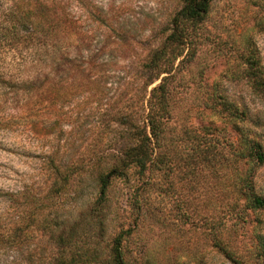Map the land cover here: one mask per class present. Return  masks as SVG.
Returning a JSON list of instances; mask_svg holds the SVG:
<instances>
[{
    "label": "rangeland",
    "instance_id": "obj_1",
    "mask_svg": "<svg viewBox=\"0 0 264 264\" xmlns=\"http://www.w3.org/2000/svg\"><path fill=\"white\" fill-rule=\"evenodd\" d=\"M54 1L76 24V34L61 31L59 36V48L78 59L74 70H65L59 59L54 70L42 59L41 48L32 55L37 61L17 68L12 51L28 59L34 48L27 42L7 47L0 39V72L13 79L19 72L23 78L34 72L45 76L41 114L48 123L31 128L15 86L0 83V264H52L41 225L53 223L54 234L79 236L68 249L81 258L88 253L108 257L110 240L122 228L130 232L122 247L127 264H231L213 246L215 240L253 264L250 245L258 232L256 219L264 232V208L246 209L238 187L251 175L256 192L264 195V162L242 164L232 147L241 128L264 150V98L245 76V57L253 60L250 70L264 74V0H211L203 20L191 28L196 53L175 72L157 158L140 174L131 170L126 180H112L103 227L85 216L96 191L88 165L93 153L107 156L118 145L110 117L114 109L129 108L138 120L144 114L136 93L139 65L179 3ZM7 4L10 0H0V25L11 22ZM4 31L0 26V35ZM57 75L60 98L54 99L49 96ZM229 103L244 114L240 122L223 108ZM46 155L61 165L83 159L87 171L74 169L60 188L50 190L53 174ZM224 222L233 231L224 233Z\"/></svg>",
    "mask_w": 264,
    "mask_h": 264
},
{
    "label": "trees",
    "instance_id": "obj_2",
    "mask_svg": "<svg viewBox=\"0 0 264 264\" xmlns=\"http://www.w3.org/2000/svg\"><path fill=\"white\" fill-rule=\"evenodd\" d=\"M175 2L179 3V6L172 10L165 22L155 32L159 37L158 42L147 48L139 65L138 73L141 80L136 93H139L144 114L138 120L135 113L129 108L126 110L114 109L110 117L112 133H114L118 145L112 148V152L107 156L98 151L92 154L93 159L88 166L93 169L96 191L95 197L85 213L88 223L96 222L100 227L106 225L103 209L108 204L107 191L113 179L126 180L131 170L140 174L157 158L156 147L170 115L168 102L173 89L171 86L177 74L175 72L178 67L189 63L195 56L196 48H192L191 28L203 20L211 0H175ZM61 5L54 0L47 2L10 0V4H7L5 12L11 22L8 25H0L5 30L0 35L1 41L8 44L7 47L27 42L30 43V47L34 48L31 56H27L28 59L18 56L12 51V63L16 64L17 68L24 66V62L32 63L39 59L38 55L37 57L32 56L36 53L35 48L43 49L42 59L54 64V70L59 64L58 59L68 66V69L65 70L76 68L78 59L75 55L65 52L66 48H59L61 31L67 33L70 31L71 34H76L74 31L76 24L72 21V15L68 16L69 10L64 12ZM103 14L107 15L105 12ZM245 63V76L250 78L252 91L264 98V74L257 75L250 70L251 64H253L252 59L245 57ZM20 74V72L16 73L15 79H13L9 74L0 72V83L8 86L10 82V86H15L13 93L19 96L18 101H20L24 112L22 113L27 117L25 121L29 122L31 128H35L36 124L45 127L48 123L44 122V116L41 114L44 113L43 101L47 98L45 96L47 91L46 85H44L45 76L34 72V75L29 73L23 78ZM60 75L54 76L56 78L52 79L50 98H60L59 88L56 86ZM154 82L156 83L152 85ZM6 91L5 89L4 92L7 93ZM128 102H131V99ZM229 107L233 109L230 110ZM223 108L232 120L238 119L240 122L244 117L243 113V115L238 114L237 107L231 103ZM236 129L239 135L238 145L232 147L230 144L234 156L242 164L253 162L256 166L261 165L264 162L262 143L251 132L241 128ZM44 160H46L44 163L52 169L53 178L50 182V190L60 188L62 181H67L74 169L75 171L80 170L79 172L87 171L83 165V159L79 160L80 164L72 162L71 165H61L59 162L54 164L48 155L44 156ZM238 190L245 197L244 206L246 209L257 212L264 208V195L256 192L251 175L242 179ZM134 198L137 201L135 196ZM255 223L258 232L254 234V245H250L249 252L253 264H264V232L258 228L261 220L256 219ZM55 226L56 223H53L51 227L41 225L42 230L46 231L44 233L47 235L45 243L46 248L48 247L51 251L49 261L52 264H127L122 247L124 239L130 235L129 229L120 228L116 231L110 240L108 257L103 259L96 253H88L82 258L73 256V252L69 251L68 247L73 246L79 236L71 232L63 234L61 231H56L54 234ZM231 227V224L224 222V233L233 231L230 230ZM212 244L231 264H247L225 243L215 240ZM67 252L68 256H66Z\"/></svg>",
    "mask_w": 264,
    "mask_h": 264
}]
</instances>
